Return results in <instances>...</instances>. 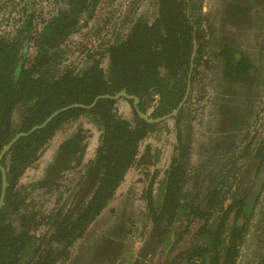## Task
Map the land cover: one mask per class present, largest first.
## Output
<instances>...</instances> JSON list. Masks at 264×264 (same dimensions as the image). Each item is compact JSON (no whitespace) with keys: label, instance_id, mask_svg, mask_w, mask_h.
Returning <instances> with one entry per match:
<instances>
[{"label":"trees","instance_id":"16d2710c","mask_svg":"<svg viewBox=\"0 0 264 264\" xmlns=\"http://www.w3.org/2000/svg\"><path fill=\"white\" fill-rule=\"evenodd\" d=\"M187 5L186 0H158V16L152 23L137 21L125 38L107 47L108 61L105 67L101 65V60L93 59V53H89L91 63L80 72L64 63L63 49L58 47L64 38L53 41L51 45L44 40L34 58L21 53L22 44L31 28L32 15L25 19L13 38L0 37V150L17 132L28 131L33 125L42 123L52 112L74 103L90 105L98 95L115 94L121 89L137 95L139 108L144 111L158 95L153 116L174 109L184 94L193 48V24ZM69 14L65 12L63 18L74 19L73 16L69 18ZM66 25L52 21L43 34L49 40L55 28L62 29ZM66 33V30H62L61 37ZM115 103L116 100L104 97L97 99L90 107H69L59 112L46 126L21 136L4 154L2 164L6 168L8 186L5 206L0 210V263L8 260L7 264H15L20 254L31 256L35 236L27 228L17 231L11 221L3 223L2 214L6 207L20 209L24 197L15 190L18 178L25 169L35 165L48 141L65 124L87 117L102 132L94 163L71 201V209L81 204L77 215L64 213L56 224L55 238L65 243L63 251L83 234L85 226L106 206L128 168L145 160L144 157L137 158L140 141L158 125L146 121L136 111L135 123L131 124L118 115ZM16 111L20 114L17 121L14 118ZM78 130L62 142L56 163L48 168L42 185L58 170L73 166L80 160L83 150L81 143L86 135L82 128ZM187 150L184 144L178 146L162 183L164 198L161 212L158 216L153 214V217L157 223H160L164 213L168 214L169 223L180 213L186 218L200 219L196 236L200 237L201 242L186 255L188 264H233L238 242L243 235V224L236 219L227 233L225 229L230 208L225 206L223 199L218 207L221 214L212 216L208 204L199 205L191 198L192 192L185 189L189 179ZM94 180L97 182L93 188ZM82 191H90L91 194L84 199ZM148 201L151 203L150 196ZM240 204L238 214L242 213L246 201ZM153 209L155 212L154 205ZM28 215L20 214L26 222L31 218ZM53 250L49 246L39 256V262L47 258L44 262L51 264L49 258ZM113 256L111 252L103 255L108 258Z\"/></svg>","mask_w":264,"mask_h":264},{"label":"flooded vegetation","instance_id":"af4514ba","mask_svg":"<svg viewBox=\"0 0 264 264\" xmlns=\"http://www.w3.org/2000/svg\"><path fill=\"white\" fill-rule=\"evenodd\" d=\"M4 1L5 0H0V6ZM102 1L103 0H82L81 2H75L74 0H63V6L55 8L53 12H50L46 17H44L42 20H40V22L37 23H33L36 17L35 11L26 4L25 6H23L26 14L21 24L16 27L13 33L1 35L0 37H8L9 39L13 38L15 35H17L16 30L20 26L24 25L25 19L32 15L31 28L27 33V36L21 47V53H25L28 58H34L36 56L38 48L40 45H42L44 40L48 43V45H51L53 41L64 38L63 42L58 44V47L63 49V57L65 60L64 63L71 65V67L76 72H80L87 66H89L92 58L94 59V57L101 60V65L105 67L108 61L107 52H105L107 47L121 40L122 38H125L132 26L137 21H146L148 23H152L158 16L159 9L158 0H155L156 11L152 19H145L141 18L140 16L136 17L134 16V14L137 11V5L133 6L135 0H126L124 2L125 10L123 11L121 20V22L125 25H119L117 31L112 35V38H108L109 36L106 37V39H109L107 41H105L104 36L99 37V43H96V47L91 46L92 48H89L88 52L85 55L87 63L85 67L76 69L73 66V63L66 58L68 52V43L71 39L70 37L74 33L80 31L83 26H86L89 21L95 23L94 19L99 18L100 16L98 9L100 8V4ZM114 1L115 0H111V2ZM186 1L188 2L187 12L193 24V48L190 57V66L186 78V87L184 90V94L181 100L178 102L177 106L165 114L153 116L152 113L157 103L158 95L154 96L153 101L145 111L139 108V97L135 94L128 93L125 89H121L115 94L110 95L115 96L121 91L125 90L129 95H134L135 97H137V102H135L133 98H129L124 95H119L116 98L108 97L116 100V111L117 102L120 99L125 100L130 105L131 111L134 114L133 120L131 118L123 117L118 111L117 113L120 117L131 122V124L135 123L134 111H136L140 117L142 116L139 114V112H143L147 115L148 118L153 120L148 121L144 118L146 121L158 125L157 128L151 129L147 133V135L140 141L137 158L139 159L140 157H144L145 160L131 165L128 170L133 166H139L141 164L150 166V164L153 163L151 160V158L153 157L151 153L153 150L152 145L147 144L144 150L141 152L142 143L150 138L154 131H157L161 127H163L164 121L170 118H173L175 120V140L169 156L168 164L161 172L156 169L152 170L151 177L147 185L142 188V192L139 195V197L144 200V210L146 218L149 222V227L147 230L145 229L146 232H142L140 234L143 238V241L141 238V245L137 248L138 251H134V256H129L131 261L133 260L131 264H138V262H140L139 264H152V260L156 255L158 249H164L165 244L171 241L170 235L172 236L173 228H176L178 225L180 226V230L175 236L174 241L176 243L182 242L183 244L174 254H170L168 252V256L165 257L164 260L159 264H188L185 258L186 255L190 251H192L195 245L201 242L200 237H198V235L196 236V231L201 224L199 218H186L183 213H180L175 215L171 223H169V216L168 214L164 213L160 223H157L153 217V214L155 216H158L161 212V206L163 203L162 200L164 198L161 190V187L163 189L162 183L167 177V173L170 169L173 156L177 153L178 146H180L181 144L186 145L188 149L187 155L189 164V179L185 184V189H188L192 192L191 198L196 200L199 205L208 204V208L210 209V212H212V216H216L220 213L218 207L220 204V200L223 199L225 206L230 208L225 232H230L231 226L236 219H238L243 224V235L238 242L237 255L234 258L233 264H264V129H262L260 132L258 130L257 132H255L254 130L247 129L245 133L247 140L245 142L240 145L237 141H234L237 148L231 149L229 151V154L226 155V158L221 155L224 157L222 159L223 165L226 161L225 177H223L222 179L218 178L217 181H214L212 185H209L210 187L205 188V191L203 189L201 192V189L198 187H196L195 189L189 188V182H191L193 171L195 170L192 169L193 167L190 164L192 149L191 134H189L188 131L184 130L183 128L185 105L187 104L189 100L188 98L192 90L194 89L195 77L200 73V69H202L203 71L211 70L212 74H214L212 78V84L213 89L217 90V92L215 93L218 97V103L216 107V127H218L219 130H235V126H238L239 121L245 120L242 117L244 112H242L241 115L239 114L240 112L237 113V110L240 109L239 105H237V103L233 104L231 95L234 93L236 94L237 90L232 89V85H235L239 82L246 84V90L244 89L242 92L244 95H249L253 90L252 84L255 74L261 78V81L264 78V69L262 67L263 64L259 63L260 61L256 59L258 56L264 58V17L261 19L262 29H260V33L262 34V38L259 41L260 46L258 48V51L253 54L251 50H248L244 47L245 45L243 44L242 40L243 35L253 26V22H255V15L259 12L262 13V10L264 9V7L262 6L264 0H214L212 9L202 14L200 13V11H196V8L194 6L195 0ZM119 11H121V8H118L117 14H119ZM65 12L70 13L69 18L73 16L74 19L65 20V17L63 18V14ZM56 20L60 22L61 25L63 23H66L67 25L62 29L56 30L55 28L54 32L51 34L48 40V38H46V35H44V31L52 21ZM112 21L113 20H110V23ZM253 28L254 27L251 28V32H253ZM62 30L67 31L64 37H61L60 35V32ZM31 44L34 47L32 49H30ZM99 47H101L102 49H99ZM239 52H241V54ZM89 53H93L92 58L89 57ZM69 106L72 107L73 104L65 107L69 108ZM88 106L89 105H84L82 107ZM19 116V112L16 111L14 114V118L16 119V121L19 120ZM83 118H85L86 121L92 124L94 126V129H96L97 131V139L95 141L92 152L90 151V132L88 131V128L84 127L83 125L77 126L70 131V134H67L65 137H63V139L57 144L52 154L51 160L46 164V168L48 170L51 165L56 163V158L58 157L62 142L67 138L75 135V133L79 131L78 129L82 128L86 137L81 143V147H83V150L78 163L73 166H67L63 169L58 170L55 176L51 177V179L45 182V185H42L41 182L47 177V174H45V178L34 182L27 188V186L22 183L21 178L25 170L30 168L28 167L24 170V172L18 178L17 183L15 184V190L20 192L21 197H24L23 203L20 205V209L18 210H13L10 207H6L2 214V222L7 223L11 221L17 231L22 228H27L28 232L34 235L36 238L35 244L31 250V256H22L20 254L19 259L15 264H48L47 261L44 262L47 258L43 261L44 263H40L39 256L46 249H48L49 246L55 249L53 250L52 256H50L49 258L50 263L52 262L51 264H120V252L126 245L125 239L132 232L131 226L127 225V220H129V217L126 218L120 217V214L119 216L117 215V217H115V220L119 221L117 224L113 225L111 230L106 233L99 232L97 234V239L94 238L93 241L81 243V239L83 240L85 237H89V233L91 232V230L93 228L95 229V226H98V219L102 215L106 206L101 209V211L87 226H85L83 234L76 238L72 243H70L67 248L64 249V251L62 250V248H64L65 243L61 241L58 242L55 238L56 224L61 220L63 214L70 212L71 215H77L79 206H81L80 204L79 206L75 207V209H71V201L74 194L78 191V189H80L81 183L85 181L88 169L92 167V164L94 163L96 148L99 144V138L102 132V130L96 124L90 122L87 117H80L79 119ZM245 126L247 127V124H245ZM31 128L29 130H31ZM58 131H56L53 137L48 141L43 150V153L53 141ZM20 132L24 131L17 132L12 138H14ZM8 142L6 144H8ZM43 153L41 154V156L43 155ZM41 156L38 158V160H36L35 164L39 161ZM155 156L157 159L158 153H156ZM2 158L0 160V164L6 171L5 166L2 164ZM220 171L222 170L220 169ZM122 181L114 190L111 198L108 199L107 204L115 197L117 189L120 187ZM96 182L97 181L94 180V184L92 185L93 188L95 187ZM2 184L3 177L1 171L0 197L2 192ZM7 186L8 182L6 176V190ZM34 189H41L45 192L55 194V207L48 212H41L31 209L29 210V208H26L27 198L30 195L31 191ZM85 189L86 187L84 188V190ZM6 190L3 203L0 206V210L3 206H5ZM90 194V191L84 193L83 191L81 192V195L84 197V199H87ZM210 195H212L213 197ZM149 196L151 199V203H149L148 201ZM243 200L246 201V205L242 210V213L238 214V210L241 205L240 202ZM153 205L156 208L155 212L154 209L152 210ZM20 214H30L28 216H31V218H33H28V222H26L20 216ZM4 239H7V237ZM88 243L93 244V246L90 247V244L86 245ZM75 245L77 246L76 248H80L84 245L85 246L83 248H86L88 246V249H90V252H88L89 255L87 256L88 253L83 251L85 252L84 256H77L76 254L78 250H71ZM60 250H62L61 254H59ZM105 252H111L114 256L109 258L103 257ZM222 254L223 253L221 252V256ZM7 261L8 260L0 264H7Z\"/></svg>","mask_w":264,"mask_h":264},{"label":"rangeland","instance_id":"374dc122","mask_svg":"<svg viewBox=\"0 0 264 264\" xmlns=\"http://www.w3.org/2000/svg\"><path fill=\"white\" fill-rule=\"evenodd\" d=\"M62 1L63 0H5L0 6V36L13 33L16 27L21 24L26 14L23 9V6L26 4L35 11L36 17L33 23H37L50 12H53L55 8L63 6ZM125 1L126 0H115L111 2V0H103L98 9L100 16L94 19L95 23L89 21L86 26H83L80 31L74 33L70 37L71 39L68 43L66 58L73 63L76 69L85 67L87 64L85 55L89 48L96 47V43H99V37L104 36L105 41H107L109 39H106V37L109 36L108 38H112V35L117 31L119 25H125L121 22L123 11L125 10ZM213 1L214 0H195L194 6L196 11H200L201 14L204 12L206 13V11L212 9ZM134 5H137V11L134 14L136 17L140 16L141 18L152 19L155 15V0H135L133 6ZM262 6L264 7V2ZM118 8H121L119 14H117ZM263 17L264 9L262 13L259 12L254 17L255 22H253L252 26L254 27L253 32H251V27L242 38L243 44L245 45L244 47L251 50L253 54L258 51L260 46L259 41L262 38V34L260 33V29H262L261 19ZM110 20L113 21L110 23ZM101 47H99V49H102ZM32 48L34 47L31 44L30 49ZM256 59L260 61L259 63L263 64L262 67L264 69V58L258 56ZM200 70V73L195 77L194 89L185 105L183 128L191 134L192 149L190 164L193 167L192 169L195 170L193 171L192 180L189 182V188L195 189L198 187L202 192L203 189L205 191V188L210 187L209 185H212L218 178L222 179L225 177L226 161L223 165L222 159L224 157L226 158V155L229 154L231 149L237 148L234 141H237L241 145L247 140L245 136L247 129L254 130L255 132H257V130L260 132L264 129V78L261 81V78L255 74L252 84L253 90L249 95H244L242 92L244 89L246 90V84L239 82L232 85V89L237 90L236 94L234 93L231 95L233 104L237 103V105H239L240 109L238 108L239 110H237V113L240 112L239 114L241 115L242 112H244L242 117L245 120L239 121L238 126H235V130H219L215 125L217 122L216 107L218 97L215 93L217 90L213 89L212 84L214 74H212L211 70ZM117 111L123 117L131 118L132 120L134 118L130 105L125 100H118ZM245 124H247V127ZM80 125L88 128L90 132V151H93L97 139V131L92 124L86 121L85 118L65 124L58 131L39 161L25 170L21 181L27 188L34 182L46 177V164L51 160L57 144L63 137L70 134L71 130ZM174 129L175 120L170 118L164 121L163 127L154 131L151 137L142 143L141 152L147 144L152 145L153 150L151 153L153 157L151 160L153 163L150 164V166L145 164L133 166L127 171L120 187L117 189L115 197L106 205L102 215L99 217L98 226H95V229L93 228L91 230L89 237H85L83 240L81 239V243L93 241L94 238L97 239V234L99 232L106 233L111 230L113 225L117 224L119 221L115 220L117 215L119 216L120 214V217H129L131 221L127 220L129 222H127V225L131 226L132 232L125 239L126 245L120 252L119 261L120 264H131L133 262L129 256H134L135 252L138 251L137 248L141 245L140 242L142 238L140 234L146 232L145 229L147 230L149 227V222L144 210V200L140 198L139 195L142 192V188L147 185L152 170L156 169L161 172L167 166L175 140ZM156 153H158L157 159L155 156ZM220 169L222 171H220ZM54 200L55 194L45 192L41 189H34L27 198L26 208H29V210L48 212L55 207ZM179 230V225L173 228L172 236L170 235L171 241L165 244L164 249H158L152 260V264L161 263L164 258L168 256V252L174 254L182 246V242L176 243L174 241ZM89 244L90 243L86 245ZM84 246L76 248L77 246L75 245L71 250L75 251L77 249L78 252L76 255L82 257L85 252H90L88 246L83 248ZM92 246L93 244H90V247ZM88 255L89 253L87 256ZM139 263L140 262H138V264Z\"/></svg>","mask_w":264,"mask_h":264},{"label":"water","instance_id":"95a60500","mask_svg":"<svg viewBox=\"0 0 264 264\" xmlns=\"http://www.w3.org/2000/svg\"><path fill=\"white\" fill-rule=\"evenodd\" d=\"M119 95H124V96H126V97H129V98H133L134 100H135V102H137V97H135L134 95H129L125 90H123V91H121L119 94H117V95H115V96H112V95H110V94H102V95H98L94 100H93V102L88 106V107H90V106H93L95 103H96V101H97V99H99V98H103V97H112V98H116V97H118ZM79 105H81V106H84V105H82V104H78V103H75V104H73V106H79ZM70 107V106H69ZM68 107H63V108H60V109H58V110H56L55 112H53L43 123H41V124H39V125H35V126H33L32 128H31V130H29L28 132H20V133H18L14 138H12L9 142H8V144H6L5 146H4V148L0 151V160H1V158L3 157V155L8 151V149L12 146V144L19 138V137H21V136H23V135H27V134H29V133H31V132H33L35 129H37V128H41V127H43V126H45L55 115H57L60 111H63V110H65V109H67ZM139 114L143 117V118H145L146 120H148V121H153L152 119H150V118H148L147 117V115L146 114H144L143 112H139ZM157 120H159V119H157ZM0 169H1V171H2V177H3V184H2V192H1V197H0V206L2 205V203H3V199H4V195H5V190H6V171H5V169H4V167L0 164Z\"/></svg>","mask_w":264,"mask_h":264}]
</instances>
